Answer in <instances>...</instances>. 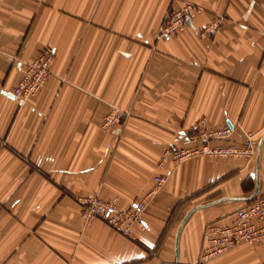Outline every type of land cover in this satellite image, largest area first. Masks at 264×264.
<instances>
[{"label":"crops","instance_id":"1","mask_svg":"<svg viewBox=\"0 0 264 264\" xmlns=\"http://www.w3.org/2000/svg\"><path fill=\"white\" fill-rule=\"evenodd\" d=\"M186 2L201 13L159 36L167 13ZM46 48L51 74L21 103L12 88ZM111 107L123 116L108 134L101 120ZM196 123L233 127L210 145L249 133L254 158H168L160 168L168 147L190 144ZM257 183L256 197L264 195V0H0V264H175L189 209L249 196ZM95 195L120 209L147 197L143 227L134 223L129 237L100 219L85 226L78 198ZM243 203L191 213L179 264H199L206 223H226ZM207 264H264V242Z\"/></svg>","mask_w":264,"mask_h":264},{"label":"built area","instance_id":"2","mask_svg":"<svg viewBox=\"0 0 264 264\" xmlns=\"http://www.w3.org/2000/svg\"><path fill=\"white\" fill-rule=\"evenodd\" d=\"M201 10V7L190 2L172 9L165 17L159 36L167 37L179 33L186 25L192 23L194 18L201 13ZM218 24L219 19L211 21L198 32V35L205 37L216 29ZM53 59V49L46 48L32 62L27 64L11 91L17 100L23 103L39 91L51 74ZM122 116L120 110L111 107L109 112L102 117V131L110 134L119 125ZM193 131L196 133L194 136H190V144L168 147L158 162L160 168H163L168 158L174 164H179L198 156L235 157L244 160H251L255 156L256 141L249 133L244 132L243 139L239 142L225 141L210 145L208 144L209 139H228L233 133V127L225 126L221 129L207 131L201 128L200 123H196L193 126ZM154 180L153 193L163 186L166 176L158 175L155 176ZM152 192L150 193L152 194ZM146 202L147 197H143L132 202L128 209H120L114 201L103 200L98 195L80 197L78 198L79 215L85 226L96 219H100L114 230L130 237L131 226L134 223L143 227L140 215L145 209ZM262 242H264V195L245 201L234 209L226 223L217 221L206 223L199 253V264H207L244 243Z\"/></svg>","mask_w":264,"mask_h":264},{"label":"water","instance_id":"3","mask_svg":"<svg viewBox=\"0 0 264 264\" xmlns=\"http://www.w3.org/2000/svg\"><path fill=\"white\" fill-rule=\"evenodd\" d=\"M260 145H261V141H260V144L258 146V150L260 149ZM259 158V157H258ZM257 192H258V183L256 184L253 192L251 195L249 196H243V197H220V198H217V199H214L212 201H209L207 203H204V204H200V205H197V206H194L193 208L189 209L186 214L183 216L182 220L180 221L178 227H177V230H176V237H175V264H179V260H178V242H179V235L181 233V230L187 220V218L189 217V215L191 213H193L194 211L196 210H199V209H202V208H205V207H209V206H212V205H215L219 202H222V201H250L252 199H254L257 195Z\"/></svg>","mask_w":264,"mask_h":264},{"label":"rangeland","instance_id":"4","mask_svg":"<svg viewBox=\"0 0 264 264\" xmlns=\"http://www.w3.org/2000/svg\"><path fill=\"white\" fill-rule=\"evenodd\" d=\"M200 194H201V193H200ZM200 194L198 193L197 196H199ZM79 211H80V208H79ZM182 213H184V210L182 211ZM177 217H178V218H177L174 222H172V224L175 223V224L173 225L174 228L178 225V222H179L180 219L182 218V215H178Z\"/></svg>","mask_w":264,"mask_h":264}]
</instances>
